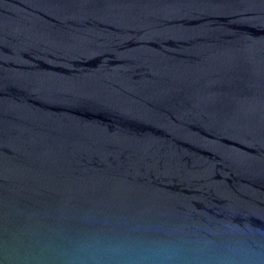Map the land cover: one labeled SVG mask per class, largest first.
Masks as SVG:
<instances>
[{
  "label": "water",
  "instance_id": "water-1",
  "mask_svg": "<svg viewBox=\"0 0 264 264\" xmlns=\"http://www.w3.org/2000/svg\"><path fill=\"white\" fill-rule=\"evenodd\" d=\"M0 264H264V0H0Z\"/></svg>",
  "mask_w": 264,
  "mask_h": 264
}]
</instances>
